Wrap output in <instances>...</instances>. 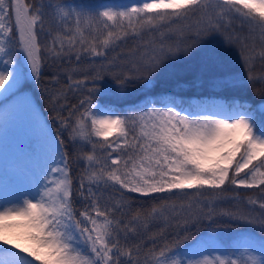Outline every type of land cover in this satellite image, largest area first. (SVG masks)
I'll return each mask as SVG.
<instances>
[{"label":"snow or ice","instance_id":"snow-or-ice-1","mask_svg":"<svg viewBox=\"0 0 264 264\" xmlns=\"http://www.w3.org/2000/svg\"><path fill=\"white\" fill-rule=\"evenodd\" d=\"M25 81L83 163L59 134L3 163L0 264H264V0H0V98Z\"/></svg>","mask_w":264,"mask_h":264},{"label":"rangeland","instance_id":"rangeland-1","mask_svg":"<svg viewBox=\"0 0 264 264\" xmlns=\"http://www.w3.org/2000/svg\"><path fill=\"white\" fill-rule=\"evenodd\" d=\"M132 3L137 2L132 1L129 4ZM62 4L69 8L87 7L71 2ZM129 4L116 6L113 4H102L96 6V8L107 6L119 9ZM87 8L94 9L92 7ZM22 59L21 56H17L18 63ZM23 95L28 98L29 103H25L22 100L13 103L11 100L0 98V167L5 161L12 164L20 160L27 145L35 146L37 143H43L46 137L55 136L45 123L39 107L31 95L24 91Z\"/></svg>","mask_w":264,"mask_h":264},{"label":"trees","instance_id":"trees-1","mask_svg":"<svg viewBox=\"0 0 264 264\" xmlns=\"http://www.w3.org/2000/svg\"><path fill=\"white\" fill-rule=\"evenodd\" d=\"M138 2V0H57V2L59 3H68V2H71V3H74V4H79V5H82V6H87V7H92V8H96V6L98 5H102V4H113V5H123V4H129L130 2ZM45 3L48 2V0H44ZM217 43H219L221 41V38L220 37H214L213 38ZM42 43H43V38H42ZM257 43H259V41L257 40ZM125 48L127 47H131V42H129L127 45H124ZM120 49H117V52H119ZM233 56H235V51L233 50ZM238 59V57H237ZM87 65L86 64H83L82 63V67H86ZM260 64L259 62H257L256 64V69L257 71L260 70ZM76 77H81L82 74L81 73H75L74 74ZM49 78H50V69L47 67V65L45 66V69H44V73L42 75V78H41V85L44 86V85H47L49 83ZM61 82L62 84H65L67 82V77L63 74H61ZM162 83L165 84L166 87H169L170 86V82L168 81H163L162 80ZM115 85L111 84L109 81H103L101 82L100 84V88H101V95H100V100L101 102H111V103H116V100L114 97H112L110 94L112 93L113 89H114ZM67 91V89H65ZM22 91H26V92H29L34 101L37 103V105L39 106L43 116H44V119L46 121V123L51 127L53 133L55 135L59 134L62 136V138L65 140V144H66V150L69 152L70 154V167L72 169V174H73V178L75 179L79 172L81 171V167L80 165H82V161L80 162H77L74 158H73V153H74V148H73V145L71 143V141L68 140V132L67 131H64L63 129H59V124L57 123V121L53 120L52 119V116L54 115V113H52L50 110H49V106L47 105L45 99L42 98V93H41V87H37L35 85V83L33 81H26L24 84H23V88H22ZM79 94L76 93H72L70 91L67 92V96H68V103L71 104V103H75L76 102V96H78ZM198 98L195 96V89H191L189 88L188 89V92L187 94L184 96V98ZM249 98L250 99H253L255 100L256 98L255 97H252L251 96V92H249ZM192 102H196L195 100H193ZM118 107H122L123 105L121 104H117ZM64 116H67V112L65 111L63 113ZM58 129H59V132H58ZM95 139V138H94ZM74 191H75V187H74ZM233 192H239L241 193L239 199L241 201L245 200L247 198L248 195H251V196H254V197H257L259 198L261 196V193L258 189H233L232 190ZM141 204H144L146 208H150L151 207V202H150V198H145V197H139L137 198ZM146 202V203H145ZM81 205L78 203L77 204V207L79 208ZM220 208H225V209H231L234 207L233 204H231L230 202H222L220 203L219 205ZM244 207H247L246 205H244ZM255 211H260L257 208L254 209ZM150 234V233H149ZM144 243L148 246H150V241L147 240V238H145V241Z\"/></svg>","mask_w":264,"mask_h":264}]
</instances>
